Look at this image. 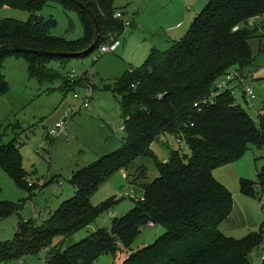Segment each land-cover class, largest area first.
Listing matches in <instances>:
<instances>
[{
  "label": "trees",
  "instance_id": "trees-1",
  "mask_svg": "<svg viewBox=\"0 0 264 264\" xmlns=\"http://www.w3.org/2000/svg\"><path fill=\"white\" fill-rule=\"evenodd\" d=\"M80 1L97 18L100 36L95 45L92 18L72 0H0V8L30 13L27 22L0 21V97L10 90L1 73V64L7 57L25 59L30 78L44 84L59 79L60 75L48 67L52 60L65 65L72 58L100 50L110 43V38L123 37L124 25L113 18L117 11L115 0ZM51 2L79 14L85 31L81 40L68 41L52 35L57 22L38 15ZM263 17L264 0H211L183 39L165 52L153 50L142 68L127 71L109 85L107 89L121 95L126 128L121 148L74 173L70 183L75 196L61 203L45 221H20L14 239L0 244V264L48 249L47 264H95L106 255L120 259L145 228L156 226L163 227L165 234L118 264H253L250 254L264 242V222L259 232L243 239L226 237L220 227L231 215L234 199L214 172L240 160L251 147L264 149V102L259 125L237 104L233 91L216 95L208 106L201 103L216 92L217 82L232 69L245 77L244 69L254 62L250 43L264 40L256 25ZM254 25L256 30L252 29ZM13 46L75 56L20 53ZM63 83L70 88L77 82L66 78ZM162 136L181 137L190 153L165 146L169 157L159 160L152 146ZM4 137L0 128V141ZM21 147L16 142L2 146L0 167L35 192L34 185L26 182ZM142 157L151 158L158 171L153 182L142 186L143 199L135 201L127 215L115 219L111 231L98 229L75 242L77 233L92 226L115 205V200H108L94 207L93 195L120 170H127ZM136 173L147 180L146 167L138 168ZM258 185L264 193V168L256 181L241 182L242 195L254 197ZM23 205L1 202L0 223L20 214Z\"/></svg>",
  "mask_w": 264,
  "mask_h": 264
},
{
  "label": "rangeland",
  "instance_id": "rangeland-1",
  "mask_svg": "<svg viewBox=\"0 0 264 264\" xmlns=\"http://www.w3.org/2000/svg\"><path fill=\"white\" fill-rule=\"evenodd\" d=\"M210 1L115 0L116 13L123 14V21L132 25L120 39L119 50L101 54L100 48L85 57L72 58L65 65L52 60L48 67L60 75L54 82L41 84L39 80L31 79L25 59L7 57L3 60L1 73L10 90L0 97V128L1 133H5L0 148L12 142L22 145L20 152L23 168L27 172L26 182L30 186L34 185L35 192L20 185L0 167V203H24L20 214L12 215L0 223V244L14 239L20 221H45L61 203L75 196L76 190L70 183L74 173L121 148L126 137V132L121 130L125 124L121 95L107 87L114 85L128 70L142 68L146 64L148 57L142 59L139 50L155 43L158 50L165 52L175 41L184 38L197 14ZM38 15L57 22L52 30L55 37L68 41L84 37V26L79 14L67 12L59 3H49L38 11ZM29 18L30 13L27 11L0 8V21L10 19L27 22ZM256 25L258 34H264V17L257 20ZM252 29L256 30L255 25ZM250 45L254 62L244 69V74L257 95V110L247 104L243 87L235 84L233 89L237 104L258 124V115L264 102V40H254ZM71 74L79 78L76 83L79 85L67 88L63 79L69 78ZM88 88L93 89V99L90 108L85 110L82 109V99L77 100L75 96L86 98ZM65 120L69 140L65 135L47 138L55 125ZM152 150L161 161L169 157V150L161 139L153 144ZM173 150L190 153L188 148ZM140 167L147 168V180L138 177L136 172ZM263 168L264 149L251 147L240 160L214 172L216 180L227 187L234 199L233 211L220 227L226 237L240 240L261 230L264 222L263 189L258 185L254 197L245 196L241 193V182L256 181L258 172ZM157 177L155 163L148 157L137 159L127 170H120L91 199L94 207L115 200L114 207L102 214L92 226L77 233L74 241L79 242L98 229L111 231L113 221L127 215L133 209L134 202L143 199L142 186ZM165 232L160 226L147 227L132 247L121 253L120 259L106 255L95 264L121 263L129 254L154 244ZM49 251L43 250L37 255L4 264H47ZM250 260L253 264H263L264 242L250 254Z\"/></svg>",
  "mask_w": 264,
  "mask_h": 264
},
{
  "label": "built area",
  "instance_id": "built-area-1",
  "mask_svg": "<svg viewBox=\"0 0 264 264\" xmlns=\"http://www.w3.org/2000/svg\"><path fill=\"white\" fill-rule=\"evenodd\" d=\"M88 1H97V0H88ZM113 18L117 21L122 22V24L125 27V31L128 27L131 26L129 22L123 21L124 15L121 13H115ZM120 45V39L115 40L112 38L111 42L108 45H104L101 47V54H107V53H113L116 52ZM69 79L71 82H77L79 78L75 77L74 74H71L69 76ZM73 80V81H72ZM239 85L240 87H243L244 90V95L246 97V100L252 109H256V103L255 100L257 99V95L252 89V87L249 85V82L247 80V77H243L241 73L238 70H231L228 74H226L221 80H219L216 84V92L212 94V96L208 97L205 99L201 104L202 106H208L213 103V99L215 98L216 95L225 93L227 91H233L234 94V85ZM91 87V86H90ZM89 89V94L87 95L86 98H80L78 95L75 96L77 100L82 99L83 102V107L82 109H88L91 106V102L93 99V89ZM195 107L199 108L200 105L196 104ZM258 112V111H256ZM262 112L260 111L259 114ZM67 119V117H66ZM125 126L121 128L122 131H125ZM67 132V121H62L59 122L55 125V127L48 133V138H59L63 135H65L68 140H69V134H66ZM161 141L164 146H167L169 148H180V149H185L187 148V145L185 143V140H183L181 137H170V136H162ZM185 146V147H184ZM126 196H130L129 194H126ZM264 264V260H263Z\"/></svg>",
  "mask_w": 264,
  "mask_h": 264
},
{
  "label": "water",
  "instance_id": "water-1",
  "mask_svg": "<svg viewBox=\"0 0 264 264\" xmlns=\"http://www.w3.org/2000/svg\"><path fill=\"white\" fill-rule=\"evenodd\" d=\"M74 2H76L79 7L84 11L87 12V14L92 18L94 24H95V28H96V36H95V42L94 45L98 42L99 40V36H100V28H99V24L97 21L96 16L94 15V13L88 9V7L80 0H72ZM15 51L20 52V53H29V54H47V55H51L54 57H73L75 55L70 54V53H65V52H53V53H48L45 51H37V50H33V49H27V48H21V47H16L13 46L12 47ZM1 51V49H0Z\"/></svg>",
  "mask_w": 264,
  "mask_h": 264
},
{
  "label": "crops",
  "instance_id": "crops-1",
  "mask_svg": "<svg viewBox=\"0 0 264 264\" xmlns=\"http://www.w3.org/2000/svg\"><path fill=\"white\" fill-rule=\"evenodd\" d=\"M200 12H202V11H200ZM199 12V13H200ZM198 13V14H199ZM197 14V15H198ZM197 17V16H196ZM195 17V18H196ZM192 25V24H191ZM132 26V25H131ZM130 26V27H131ZM130 27H128L127 29H126V32H127V30L130 28ZM191 27V26H190ZM126 32L124 33V35L126 34ZM123 35V36H124ZM122 38V37H121ZM183 39V38H182ZM175 42H178V41H175ZM174 42V43H175ZM173 43V44H174ZM121 47V42H120V45H119V47H118V49L116 50V52L119 50V48ZM139 48H140V46H139ZM171 48V47H170ZM153 50H158V45H156L155 43H151L150 45H148L147 47H145L143 50H139L140 51V54H141V58L142 59H145V58H149V56L151 55V53H152V51ZM158 51H160V50H158ZM114 53V52H113ZM129 71V70H128ZM253 76V75H252ZM246 77V76H245ZM165 147V146H164ZM166 148V147H165ZM167 149V148H166ZM263 211H264V208H263Z\"/></svg>",
  "mask_w": 264,
  "mask_h": 264
}]
</instances>
